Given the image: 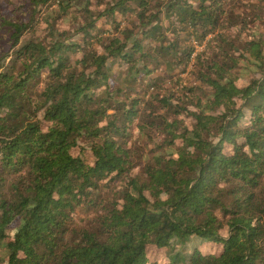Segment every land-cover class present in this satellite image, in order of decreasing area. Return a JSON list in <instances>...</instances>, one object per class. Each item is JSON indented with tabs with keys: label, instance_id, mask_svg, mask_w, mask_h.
Listing matches in <instances>:
<instances>
[{
	"label": "trees",
	"instance_id": "obj_1",
	"mask_svg": "<svg viewBox=\"0 0 264 264\" xmlns=\"http://www.w3.org/2000/svg\"><path fill=\"white\" fill-rule=\"evenodd\" d=\"M47 1L0 15V264H148L153 247L169 264H264V36L236 52L220 34L212 57L192 59L183 37L201 43L223 20L225 31L241 22L223 0H111L97 14L89 0H57L62 14H85L80 42L53 25L21 42ZM4 43L17 49L3 66ZM115 63L124 69L110 82ZM148 65H191L201 85L173 104ZM139 105L162 135L151 149ZM86 207L94 217L76 226Z\"/></svg>",
	"mask_w": 264,
	"mask_h": 264
},
{
	"label": "rangeland",
	"instance_id": "obj_2",
	"mask_svg": "<svg viewBox=\"0 0 264 264\" xmlns=\"http://www.w3.org/2000/svg\"><path fill=\"white\" fill-rule=\"evenodd\" d=\"M80 1V0H79ZM83 1V0H81ZM90 1V9L94 12V14H97L98 12H101L104 8V6L108 3H111V0H89ZM116 2V1H114ZM31 3V0H0V15L5 16H13L16 13V16L20 14V12H24L25 8L29 7ZM83 6L86 5V1H84ZM222 5H224V8L227 9V15L230 13H233L234 15H237L239 17L240 23L237 25L232 26L229 30H226L223 28L226 24L224 20L222 23L220 22L217 25V28L214 30V34L207 35L205 39L199 43L193 35L188 39L186 37H183L184 40L182 42L188 47H192L194 49V53L192 54V59L194 58L195 54H199L201 60L202 59H208L212 57L213 53H216L219 49V40L217 38L218 35L224 34L227 37H229L233 45L232 49L241 47V42H245L250 40L252 36H255L256 38H259L260 36H264V0H223ZM58 9V10H57ZM83 10V9H81ZM25 17L23 16L24 20L27 21L29 19V12L24 13ZM224 19V18H222ZM121 20V26H131L133 24L134 18L127 14L122 15L120 17ZM236 20V18H234ZM79 22L85 21V14L82 11L74 10L72 8L68 15H64L59 11L58 8V2L57 0H48L47 2L39 5L37 8V11L33 17V21L28 25V27L25 29L21 36V42H24L30 38H44L47 34V28L48 26H54L57 31L60 32L61 36L68 37L69 40H73L75 42L79 41L81 39V33L77 32L76 29H78ZM109 22V21H108ZM106 24H101L100 29H98V32H101L105 27ZM167 26V25H165ZM168 27V26H167ZM136 33V32H135ZM167 37L174 38L176 35L175 31H169L166 32ZM242 40V41H241ZM144 44L151 43V39L143 40ZM179 41V43H182ZM157 45V44H155ZM221 45V44H220ZM244 45V43H243ZM242 45V46H243ZM3 48L5 53L7 54V59H5L3 66L7 65L9 63V60L15 56V51L17 47H11L9 43H4ZM227 49L230 50V47L227 45ZM236 51L237 50H232ZM124 65H118L117 63L113 64L111 67V72L113 75L109 78L110 82L116 81L114 78L116 75L118 76L119 70L123 71ZM149 68L152 70V73L150 74V77H161L163 81V93L166 95H169L171 97V102L173 104L181 103V102H188L190 95L192 91H188L191 89V87H197L198 85H201L199 81L195 79V68H193L191 65L187 67L184 71H181V66L175 69L173 73L165 74L161 71L160 68H154L150 65H148ZM142 77V75L140 76ZM146 84H147V78L143 80V84H137L136 91L140 92V95L145 92L146 90ZM36 90L42 89V84H38L36 87ZM196 93H200L199 90H196ZM121 98V97H120ZM188 107L192 110H194V107L192 105H188ZM138 115L134 119L135 125H143L145 128V124L143 122H147L149 119L148 114L151 112V107L147 109V112H145V116L142 117V110L144 109V105H139ZM153 117V116H151ZM172 116V120H188V118L184 116ZM242 122H247V116L242 119ZM131 131H135L131 129ZM140 131V130H139ZM148 132V134H147ZM145 136H148L153 142H148L147 145H145V141L140 147L143 149L144 147H147L148 149H151L153 147V143L159 142L161 138V133H159V130H147L143 132V138ZM139 138L138 132L132 133V135L129 137L127 146L132 148L133 150L137 149V142L136 140ZM86 145V143L84 144ZM145 145V146H144ZM138 164V163H137ZM141 166L135 167L133 170V174H137L140 171ZM121 183H116V186H118ZM113 186L111 185V188ZM105 195V191L103 193ZM92 209L86 208H78L74 213V222L76 226H85L87 223H89L92 218L94 217V213H90ZM222 235H225V231L221 232ZM197 241L194 240V242L188 243L186 245V248L184 249L185 253H190L193 244H196ZM202 249H210L207 245H202ZM214 249V247L212 248ZM180 250V247H175V249L171 252L172 254L174 252H177ZM147 256L149 259L148 264H169V254L168 249L161 248L157 249L155 247L149 248L147 250Z\"/></svg>",
	"mask_w": 264,
	"mask_h": 264
}]
</instances>
